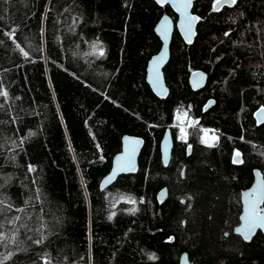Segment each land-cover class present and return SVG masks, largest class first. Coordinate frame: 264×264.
Listing matches in <instances>:
<instances>
[{
	"label": "trees",
	"instance_id": "16d2710c",
	"mask_svg": "<svg viewBox=\"0 0 264 264\" xmlns=\"http://www.w3.org/2000/svg\"><path fill=\"white\" fill-rule=\"evenodd\" d=\"M214 2L196 0L193 43L174 33L161 99L146 71L162 46L156 23L165 13L177 19L169 5L0 0V84L9 92L0 97V192L14 205L0 219L20 215L31 229H20L27 251L8 264H43L45 252L54 264H179L183 251L192 264H264V234L245 242L234 233L242 190L255 168L264 174V123L255 118L264 107V0L219 11ZM12 29L15 40L5 35ZM199 69L208 79L194 90L189 77ZM177 109L199 120L187 141L177 138ZM207 126L220 135L214 147L201 144ZM167 129L174 146L164 166ZM125 134L145 140L139 170L102 189ZM41 224L47 239L35 245L27 236L38 238Z\"/></svg>",
	"mask_w": 264,
	"mask_h": 264
},
{
	"label": "water",
	"instance_id": "95a60500",
	"mask_svg": "<svg viewBox=\"0 0 264 264\" xmlns=\"http://www.w3.org/2000/svg\"><path fill=\"white\" fill-rule=\"evenodd\" d=\"M154 1L160 6L169 5L172 11L177 15V19L175 21L174 18L169 13H165L156 23L155 32L159 36L162 42V46L159 52L154 54L148 61L147 71H146V80L149 86L151 87L152 91L157 97L164 99L170 93V87L168 86L165 78L164 67L166 66V64L170 59V53H171L170 47L174 33L176 31L179 32L180 36L183 38L185 43L187 44L193 43L197 36V26L199 20L192 25V34L190 36L191 42H189L186 17L198 16L193 11L196 0H192V4L187 9L186 12L180 7V5L184 2V0H154ZM157 61L158 63H156ZM207 79H208L207 73L204 70L199 69L191 73L189 77V83L192 89L199 90L206 85ZM213 104H214V100H210L205 106V109H209ZM261 108L264 107H260L255 112V118L259 124L264 123V114L260 113ZM130 140H138L140 141V143L136 145H131L128 143V141ZM144 144H145V140L141 136L125 134L122 137L121 151L114 156L112 169L109 172V174L103 178L100 184V187L102 189L112 185L117 180V178L123 174H133L138 172L139 157L144 147ZM173 146H174V139L172 136V132L170 129H167L160 143L161 158L164 166H167L170 162ZM133 148L135 149L134 153L132 151ZM191 150L192 147L188 146V154L191 153ZM118 157H121L119 161L117 160ZM129 160H130L131 170H127V168L129 167ZM118 168L121 170H118ZM114 171L116 172V175L113 179L109 181L108 178L112 176ZM253 175L254 178L252 184L249 187L243 189L241 193L242 212L240 214V217L244 215V209H245L244 193L250 192L253 188L257 186V184L262 179H264V174L258 168H255L253 170ZM167 197H168V188L165 186L161 188L157 193V200L159 203H163L167 199ZM262 207H264V205H262ZM242 223L243 221L240 219L239 223L234 228V233L239 235L245 242H251V240L259 231L264 234V230L256 229L254 234L251 236V238L245 240L240 233H237L235 231V229L237 227H240ZM172 240L173 238L170 239V241ZM185 257L187 258V260H185ZM179 264H192L189 257V253L187 251H183L180 254Z\"/></svg>",
	"mask_w": 264,
	"mask_h": 264
},
{
	"label": "snow or ice",
	"instance_id": "6c2138e0",
	"mask_svg": "<svg viewBox=\"0 0 264 264\" xmlns=\"http://www.w3.org/2000/svg\"><path fill=\"white\" fill-rule=\"evenodd\" d=\"M238 0H215L213 5L214 11H219L221 7H223L225 4L229 6L236 5ZM192 0H184V2L180 5V7L186 12L187 9L191 6ZM200 17L198 16H187L186 22H187V30L189 35V42H191L190 36L192 34V25L198 21ZM75 23V19L73 20ZM166 33V30H165ZM10 39L15 40V29H12L10 32L5 33ZM229 35V33H225V36ZM166 38V35H165ZM16 47L20 50V52L27 57L28 52L24 51V49L17 44ZM94 49H99V54L103 55V48L100 47L97 44H93ZM158 63V61L156 62ZM158 79V76H157ZM0 97H3L7 99L9 97V92L3 87L2 84H0ZM3 108V104H0V109ZM260 113L264 114V108L260 109ZM0 123H3V121H0ZM182 135L181 139L184 138L183 129H181ZM31 135V133L29 134ZM26 138V137H25ZM218 139V137L216 138ZM15 143V141H13ZM21 143H23V139L21 140ZM131 145L139 144L140 141L138 140H130L128 141ZM134 148L132 149L134 153ZM240 153L237 151L234 158V163H240L242 162L239 160ZM121 157H118L117 160L119 161ZM118 170H121L118 168ZM127 170L130 169V160H129V167ZM28 171L34 172L35 167L32 165H28ZM116 175V172L114 171L112 176L108 178L110 181L113 179ZM7 183V181H6ZM5 184H0V189L4 188ZM245 197V209H244V215L240 217V219L243 221L240 227H237L235 231L237 233H240L245 240H248L251 238V236L254 234L256 229H262L264 230V179H262L255 188H253L250 192L244 193ZM38 198V197H37ZM129 203L135 204L136 201L134 199L129 198ZM27 203V202H26ZM14 208V205L10 202L9 198L5 197V194L3 192H0V217H3L5 209L8 211H12ZM16 212H25L26 209L24 207L15 208ZM131 212H135L136 209H130ZM112 215H115L113 213ZM112 217L110 216L109 219ZM28 219H31L30 215L28 216ZM22 220V217L20 215H15L12 217H4L3 219H0V249H3V251H0V264H8L9 261L13 259V257L18 252H25L27 251L26 248L20 247V243L22 241L19 240L20 236V229L24 228L28 231H31V229H28L27 223H18ZM5 225H9L10 227H5ZM47 225L41 224L40 228L36 229V231L39 233V237L33 239L32 236H27L28 240H31L33 244L35 245H42L45 240L47 239V235H45L44 229H46ZM171 239V238H170ZM41 261L43 264H54L53 257L50 253L45 252L41 257ZM67 258L65 257V260ZM185 260L187 258L185 257Z\"/></svg>",
	"mask_w": 264,
	"mask_h": 264
},
{
	"label": "built area",
	"instance_id": "2783aa9c",
	"mask_svg": "<svg viewBox=\"0 0 264 264\" xmlns=\"http://www.w3.org/2000/svg\"><path fill=\"white\" fill-rule=\"evenodd\" d=\"M190 123L187 120V116L185 113H179L178 110L175 111L174 114V126L177 129L178 138L181 139V129H183L184 140L188 139L189 136V128ZM218 137V139H216ZM202 143L207 146H216L220 142V135L215 128L209 127L204 128L201 134Z\"/></svg>",
	"mask_w": 264,
	"mask_h": 264
},
{
	"label": "flooded vegetation",
	"instance_id": "af4514ba",
	"mask_svg": "<svg viewBox=\"0 0 264 264\" xmlns=\"http://www.w3.org/2000/svg\"><path fill=\"white\" fill-rule=\"evenodd\" d=\"M210 100H211V99H210ZM210 100H209V101H210ZM209 101H208V102H209ZM206 105H207V104H206ZM206 105H205V106H206ZM205 106H204V109H205ZM205 110H207V109H205ZM186 111H187L188 114H189V111H188V110H186ZM189 118H190V120H192L190 114H189ZM198 121H199V120L196 119L194 123L197 124ZM194 123L192 122V125H193ZM215 129H216V128H215ZM188 146H191V145H188ZM188 146H187V154H188ZM191 147H192V146H191ZM191 151H192V150H191ZM241 203H242V201H241ZM241 212H242V211H241Z\"/></svg>",
	"mask_w": 264,
	"mask_h": 264
},
{
	"label": "rangeland",
	"instance_id": "374dc122",
	"mask_svg": "<svg viewBox=\"0 0 264 264\" xmlns=\"http://www.w3.org/2000/svg\"><path fill=\"white\" fill-rule=\"evenodd\" d=\"M178 112L179 113H185L186 114V116H187V120H188V122L190 123V118H189V114H188V112H186L185 110H181V109H178Z\"/></svg>",
	"mask_w": 264,
	"mask_h": 264
},
{
	"label": "bare ground",
	"instance_id": "6f19581e",
	"mask_svg": "<svg viewBox=\"0 0 264 264\" xmlns=\"http://www.w3.org/2000/svg\"><path fill=\"white\" fill-rule=\"evenodd\" d=\"M177 110H178V109H177ZM209 127H210V126L202 127V128H201V134H202V131H203L204 128H209ZM212 128H214V127H212ZM200 140H201V135H200ZM201 144H203V143H202V140H201ZM203 145H204V144H203Z\"/></svg>",
	"mask_w": 264,
	"mask_h": 264
}]
</instances>
